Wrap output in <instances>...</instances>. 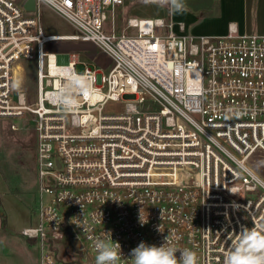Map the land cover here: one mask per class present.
<instances>
[{"label":"built area","instance_id":"built-area-1","mask_svg":"<svg viewBox=\"0 0 264 264\" xmlns=\"http://www.w3.org/2000/svg\"><path fill=\"white\" fill-rule=\"evenodd\" d=\"M123 1L34 0L27 11L24 0H0V118L35 133L34 223L19 233L37 244L39 264H94L88 254L59 259L61 239L76 254L118 242L117 264H133L141 241L166 239L198 264H223L233 232L264 222V34L229 23L195 35L183 22L136 17L116 32L107 21ZM41 4L75 31L45 34ZM60 41L90 43L107 73ZM69 69L92 84L65 112L54 93Z\"/></svg>","mask_w":264,"mask_h":264},{"label":"rangeland","instance_id":"rangeland-1","mask_svg":"<svg viewBox=\"0 0 264 264\" xmlns=\"http://www.w3.org/2000/svg\"><path fill=\"white\" fill-rule=\"evenodd\" d=\"M171 11L168 6L161 7L146 0H124L109 15L107 28L120 32L128 17L163 18L168 22ZM38 13L45 34H71L75 31L63 17L44 4L39 6ZM156 31L165 34L167 28H157ZM126 33L135 34V30L127 29ZM54 46L59 50L77 51L80 60L102 67L104 73L109 69V59L90 43L60 41ZM105 109L107 112H116L120 109V104L111 101ZM12 123L17 126L16 129L11 128ZM35 153L33 123L0 118V264H39L37 244L19 233L23 227L34 223ZM1 213L6 217L4 225L1 224ZM55 244L59 259L74 262L79 255L86 257L88 254L95 264L96 255L92 251L76 254L67 239L58 240Z\"/></svg>","mask_w":264,"mask_h":264},{"label":"clouds","instance_id":"clouds-1","mask_svg":"<svg viewBox=\"0 0 264 264\" xmlns=\"http://www.w3.org/2000/svg\"><path fill=\"white\" fill-rule=\"evenodd\" d=\"M153 2L161 7L168 6L175 12L186 10L184 0H153ZM59 78L63 82L56 89L54 99L65 112H72L80 102V95L85 90L91 92V77L87 73H77L69 69L67 75ZM139 222L141 226L147 223L141 215V209ZM233 234L235 239L224 254L223 264H264V222L251 228L242 227L239 233L233 232ZM94 248L97 253L95 264H117L121 259V246L118 242L112 244L103 239H97L94 242ZM178 251L179 257L176 255ZM131 258L133 264H198L195 251L187 248L178 249L167 239L161 246L149 245L141 241L131 250Z\"/></svg>","mask_w":264,"mask_h":264},{"label":"crops","instance_id":"crops-1","mask_svg":"<svg viewBox=\"0 0 264 264\" xmlns=\"http://www.w3.org/2000/svg\"><path fill=\"white\" fill-rule=\"evenodd\" d=\"M186 10L171 11L173 22H183L195 35H221L229 23L240 32L264 34V0H184ZM177 30V26H174Z\"/></svg>","mask_w":264,"mask_h":264},{"label":"water","instance_id":"water-1","mask_svg":"<svg viewBox=\"0 0 264 264\" xmlns=\"http://www.w3.org/2000/svg\"><path fill=\"white\" fill-rule=\"evenodd\" d=\"M23 7L27 11H33L35 10V3L34 0H24ZM77 246H79V242H75ZM86 264H90V261L88 260Z\"/></svg>","mask_w":264,"mask_h":264},{"label":"trees","instance_id":"trees-1","mask_svg":"<svg viewBox=\"0 0 264 264\" xmlns=\"http://www.w3.org/2000/svg\"><path fill=\"white\" fill-rule=\"evenodd\" d=\"M1 208V207H0ZM1 217H2V220H1V224L4 225L6 223V217L4 214L1 213ZM30 242H34L33 240H29Z\"/></svg>","mask_w":264,"mask_h":264}]
</instances>
